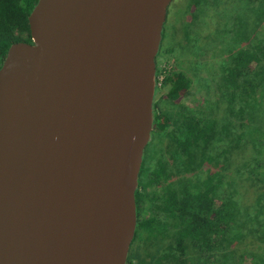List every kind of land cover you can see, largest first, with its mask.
<instances>
[{
  "label": "water",
  "instance_id": "obj_1",
  "mask_svg": "<svg viewBox=\"0 0 264 264\" xmlns=\"http://www.w3.org/2000/svg\"><path fill=\"white\" fill-rule=\"evenodd\" d=\"M172 0H37L0 66V264H126Z\"/></svg>",
  "mask_w": 264,
  "mask_h": 264
},
{
  "label": "trees",
  "instance_id": "obj_2",
  "mask_svg": "<svg viewBox=\"0 0 264 264\" xmlns=\"http://www.w3.org/2000/svg\"><path fill=\"white\" fill-rule=\"evenodd\" d=\"M36 2L0 0V66L13 42H31L28 15ZM242 34L239 40L247 43L249 38ZM163 35L164 27L161 39ZM191 82L185 72L162 69L156 61L152 133L169 135L182 157L193 159L194 164H201L198 154L204 152L202 159L215 167L211 149L218 145L226 165L234 166V176H222L207 167L204 177L180 178L178 187L161 193L165 212L161 217L145 213V193L137 187L136 227L126 264H264V39L256 37L221 66L218 85L226 105L222 115L215 116L209 109L219 102L198 113L181 105L177 113L184 120L175 124L168 103L186 96ZM162 99L165 109L160 105ZM235 181L239 189L233 188ZM246 194L247 203L242 200ZM157 206L159 209L160 203ZM171 227L172 233L168 231ZM245 227L263 245L256 255L230 261L232 255L226 248L243 237ZM144 246L155 251L146 252ZM220 247L224 253L218 259L215 250ZM192 252L197 254L193 261L189 259Z\"/></svg>",
  "mask_w": 264,
  "mask_h": 264
},
{
  "label": "rangeland",
  "instance_id": "obj_3",
  "mask_svg": "<svg viewBox=\"0 0 264 264\" xmlns=\"http://www.w3.org/2000/svg\"><path fill=\"white\" fill-rule=\"evenodd\" d=\"M261 8L264 9V3L259 4L252 0H172L170 2L156 61L162 69L181 70L192 80L186 96H181L175 103H168L174 117L173 123L181 124L184 120L183 116L177 113L181 105L187 106V110L191 109L196 113L211 109L215 116L223 114L226 105L221 98V89L218 85L221 66L227 63L239 49L246 48L248 43L253 42L256 37L264 39V11L261 12ZM259 13L262 14L259 15ZM243 32L249 38L247 43L239 40ZM215 102H219L218 106L208 109L209 104ZM165 104V100L162 99L160 105L164 106L163 109L167 108ZM238 121L237 119V124ZM152 137L153 140L163 141L165 135L152 133ZM211 150L217 158L213 156L214 165L216 162L215 167L209 165L204 158L202 159L205 153L201 152L198 154L201 164H194L192 159V178L194 175L204 177L207 167H211L213 171L217 170L222 176L224 173L234 176V166L226 165L218 145ZM181 158L184 160L180 161L179 167H181L182 177H185L188 174L185 169L186 156ZM234 187L239 189L236 181ZM245 197L242 200L249 202L247 199L249 196L246 194ZM261 245L263 244L259 241L257 234L250 233L245 227L243 237L226 248L232 255L229 260L236 261L239 258L251 257L255 251H260L258 247ZM144 248L146 252L155 251L154 247L144 246ZM215 253H217L216 257L221 259L224 249L220 247L215 250ZM196 255L192 252L189 259L193 261ZM146 258L149 257L146 256Z\"/></svg>",
  "mask_w": 264,
  "mask_h": 264
},
{
  "label": "flooded vegetation",
  "instance_id": "obj_4",
  "mask_svg": "<svg viewBox=\"0 0 264 264\" xmlns=\"http://www.w3.org/2000/svg\"><path fill=\"white\" fill-rule=\"evenodd\" d=\"M152 132L153 130L143 151L138 187L139 190L145 193V199L142 203L145 213L149 215L150 212H153L161 217L160 214L165 213L161 207V193L165 192L167 188L178 187V180L183 176L180 171L181 167H179L182 151L169 135L164 134L163 141H158L153 140ZM186 164L185 169L188 174L185 175V179L192 181V159L187 156ZM159 203L160 207L158 209L157 205ZM173 230L174 228L171 227L168 231L172 233Z\"/></svg>",
  "mask_w": 264,
  "mask_h": 264
},
{
  "label": "built area",
  "instance_id": "obj_5",
  "mask_svg": "<svg viewBox=\"0 0 264 264\" xmlns=\"http://www.w3.org/2000/svg\"><path fill=\"white\" fill-rule=\"evenodd\" d=\"M162 75L159 77V79H161ZM159 83V82H158Z\"/></svg>",
  "mask_w": 264,
  "mask_h": 264
}]
</instances>
